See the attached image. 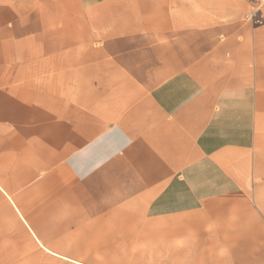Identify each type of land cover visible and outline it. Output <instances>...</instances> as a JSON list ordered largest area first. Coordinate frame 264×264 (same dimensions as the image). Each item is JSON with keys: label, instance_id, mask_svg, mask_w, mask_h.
I'll list each match as a JSON object with an SVG mask.
<instances>
[{"label": "crops", "instance_id": "crops-1", "mask_svg": "<svg viewBox=\"0 0 264 264\" xmlns=\"http://www.w3.org/2000/svg\"><path fill=\"white\" fill-rule=\"evenodd\" d=\"M0 0V264H264V11Z\"/></svg>", "mask_w": 264, "mask_h": 264}, {"label": "built area", "instance_id": "built-area-1", "mask_svg": "<svg viewBox=\"0 0 264 264\" xmlns=\"http://www.w3.org/2000/svg\"><path fill=\"white\" fill-rule=\"evenodd\" d=\"M248 10L244 15V20L254 25L263 21L264 0H247Z\"/></svg>", "mask_w": 264, "mask_h": 264}]
</instances>
